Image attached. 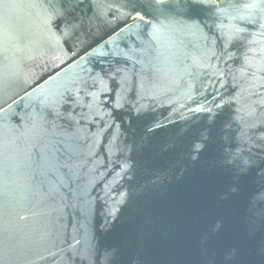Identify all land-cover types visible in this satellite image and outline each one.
<instances>
[{
  "label": "water",
  "instance_id": "95a60500",
  "mask_svg": "<svg viewBox=\"0 0 264 264\" xmlns=\"http://www.w3.org/2000/svg\"><path fill=\"white\" fill-rule=\"evenodd\" d=\"M0 264H264V0H0Z\"/></svg>",
  "mask_w": 264,
  "mask_h": 264
}]
</instances>
